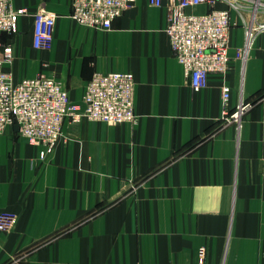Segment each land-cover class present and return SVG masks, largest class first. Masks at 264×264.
I'll use <instances>...</instances> for the list:
<instances>
[{"label":"crops","instance_id":"1","mask_svg":"<svg viewBox=\"0 0 264 264\" xmlns=\"http://www.w3.org/2000/svg\"><path fill=\"white\" fill-rule=\"evenodd\" d=\"M163 1L134 0L103 29L77 23L72 0H12L27 9L2 37L14 82L53 77L83 105L96 71H131L139 118L67 121L51 151L14 126L0 133V212L12 217L0 264H264V30L235 57L251 14L232 9V65L195 89L165 31ZM41 10L57 15L49 49L34 47ZM224 83L230 115L245 103L241 125L222 118Z\"/></svg>","mask_w":264,"mask_h":264},{"label":"built area","instance_id":"2","mask_svg":"<svg viewBox=\"0 0 264 264\" xmlns=\"http://www.w3.org/2000/svg\"><path fill=\"white\" fill-rule=\"evenodd\" d=\"M134 0H72V18L79 24L108 29L128 9ZM163 6V0H149ZM217 2L226 6L218 7ZM207 4L204 13L189 9ZM169 21L165 29L178 61L183 65L192 87L207 86L212 74L225 77L232 65L230 17L232 9L241 14L249 12L246 38L235 57L245 58L253 48L257 35L264 30V0H168ZM26 8H15L12 0H0V133L14 126L16 133L33 145H42L45 150L54 149L64 136V125L83 120L101 121L110 124L137 122L135 110V78L131 71H96L87 81L83 105L70 98L68 87L61 80L46 75L23 77L14 82L4 70L5 62L11 63L14 50L3 42L4 34L18 31V20L26 14ZM262 15L263 18H260ZM57 15L41 10L34 18V47L49 49L55 38ZM231 87L224 83L223 115L225 122L241 125L245 111L242 101L233 115L229 114ZM11 215L0 212V231L8 229ZM200 259L205 249H199Z\"/></svg>","mask_w":264,"mask_h":264}]
</instances>
